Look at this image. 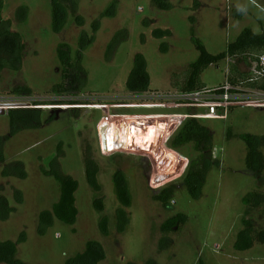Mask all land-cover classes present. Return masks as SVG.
<instances>
[{
    "label": "rangeland",
    "instance_id": "rangeland-1",
    "mask_svg": "<svg viewBox=\"0 0 264 264\" xmlns=\"http://www.w3.org/2000/svg\"><path fill=\"white\" fill-rule=\"evenodd\" d=\"M113 1L79 0L77 14L85 19V24L79 26L69 8L66 26L56 33L52 29L51 0H5L4 18L12 20L13 29L21 34L24 51L20 70L5 69L0 74V101L33 97L38 99L33 106L10 108L39 109L42 117L41 126L12 134L9 115H0V145L5 157L0 162V196L7 198L14 208L7 220L0 219V242L16 241L26 232V241L18 244L17 257L27 264H65L68 258L83 252L91 240L99 241L106 251V259L100 264H146L148 260L157 264H264V244L256 243L245 251L234 247L247 207L243 197L252 192L264 194V185H259L246 171L247 146L239 137L244 133L264 136V101L260 105L218 110L190 103L167 104L168 100L163 101L167 103L131 101L128 97L139 94L129 92L126 87L134 56L142 53L148 63L151 85L149 91L140 94H178L190 64L200 55L192 37L199 38L209 53L217 55L226 51L245 28L263 33L264 0H170L173 7L169 10L157 8L152 0H118L116 16L101 17ZM22 6H27L29 13L20 22L17 11ZM98 19L101 27L94 33L92 24ZM157 28L170 29L172 35L155 38L152 32ZM123 29L127 30L128 38L107 59L108 44ZM83 32L88 37L95 36L85 49L80 48ZM165 42L168 50L164 52L161 45ZM61 43L70 45L74 61L81 53L87 72L82 74L85 79L82 90L69 89L63 93L55 90L59 83L69 85L75 70H70L64 80L58 53ZM250 61L240 59L236 66L240 72L254 77ZM227 67L226 61L208 67L201 75L206 87L227 81L230 78ZM175 82H179L178 87L173 86ZM19 86L30 87L32 93L16 92ZM240 86L247 93L256 90L246 84ZM55 97L62 100L53 102ZM166 104L168 107L163 108ZM96 105L100 108L96 109ZM191 112L225 114L223 118L197 117L213 132V157L218 160V165L210 169L198 200L181 183L199 152L193 144L182 148L187 156L171 148L176 132L187 120L181 115ZM124 119L137 122L141 131L134 124L127 125L128 128H122V124L119 128L111 124L103 126L109 148H116L102 152L100 124ZM179 123L178 129L167 137L168 127ZM132 132L135 137H131ZM55 157L58 169L79 182L75 194L79 213L75 224L56 218L41 235L40 213L51 210L61 196V183L44 172L52 169ZM88 157L99 166V192L87 181ZM17 165L26 171V178L3 175L5 169L13 170ZM117 170L125 173L132 194V206L126 208L131 221L124 233L117 230L116 211L122 206L113 181ZM172 184L177 190L170 206L154 199L155 194ZM17 193L23 199L21 203L16 200ZM97 198L104 202L103 211L94 206ZM179 213L187 216L186 223L164 233L162 224ZM104 216L109 219L108 236L102 234L99 226ZM251 216L256 231L264 229V204L253 210Z\"/></svg>",
    "mask_w": 264,
    "mask_h": 264
},
{
    "label": "trees",
    "instance_id": "trees-1",
    "mask_svg": "<svg viewBox=\"0 0 264 264\" xmlns=\"http://www.w3.org/2000/svg\"><path fill=\"white\" fill-rule=\"evenodd\" d=\"M79 0H51L52 4V29L54 32H61L66 26L69 8L75 13V19L79 26L85 24V19L77 14ZM153 5L162 10L171 9L172 3L170 0H152ZM118 0H114L105 10L101 17H114L117 13ZM5 0H0V74L5 70H20L23 61L24 43L22 42L21 34L13 29L12 20L4 18ZM29 8L22 6L18 8L17 17L20 22L27 19ZM241 15L237 12V17ZM101 27L100 19L95 20L92 24L93 32L96 33ZM155 38L161 39L170 37L172 31L170 29H154L152 32ZM128 38L126 29L118 31L106 49L107 59H111L112 54L117 47ZM95 40V36L88 37L83 32L81 36V49H85L90 43ZM197 49L200 51L199 58L190 64L189 72L186 81L179 86L180 92H193L206 87L201 79L202 73L211 65H219L221 61H225L228 56H232L245 61H257V56L264 53V32L256 34L251 28H245L235 41L229 43L226 51L217 55L209 53L199 38L193 36ZM167 43L161 45L162 51H167ZM59 58L64 67V80L68 78L69 71L74 70L70 84L59 83L55 86V90L59 93L67 92L69 89L82 90L85 85V79L82 74L86 75V70L82 66V56L78 52L76 61L72 59L71 47L67 43H61L58 47ZM250 61V62H251ZM237 64L230 65V78L232 84H246L250 88L264 90V79L251 81V78L244 72H240ZM242 77L241 80L239 77ZM77 83V85H74ZM151 76L148 71V63L146 57L142 53H137L134 56L133 67L126 81V87L129 92L143 93L150 90ZM179 82L173 84L178 87ZM16 92L32 93V89L28 86H19ZM190 114H195L191 112ZM12 125V134L26 128H34L41 126L42 110L35 108L27 109H11L8 112ZM11 134V135H12ZM9 135V136H11ZM228 136L232 133L229 131ZM247 146L246 168L247 172L254 176L259 185H264V136L244 133L239 135ZM213 132L206 125L202 124L198 118L190 117L176 132L171 148L187 156L182 148L189 144L194 145V149L199 152L198 158L192 159L187 172L183 178L181 186L186 188L194 199H200L203 195V188L207 181V176L213 165H218V160L213 157ZM62 149H59V153ZM5 157L0 145V162H4ZM51 170H44L45 174L53 175L61 183V196L51 210H44L39 215L38 233L44 235L47 230L54 224L55 219H59L67 224H75L78 216V208L76 206V192L79 189V182L72 176L64 175L57 167V157L52 161ZM55 165V166H54ZM16 168L5 169L4 176L15 175L20 178H26V171L20 166ZM19 169L17 172L16 169ZM86 177L89 185L95 190L100 191L101 185L98 180L99 166L95 160L88 157L85 161ZM115 191L121 203V207L116 211L117 230L124 233L131 218L126 208L132 206V194L129 187L128 179L124 172L117 170L113 176ZM177 186L172 184L163 188L159 193L154 195V199L161 202L164 206H170L171 201L175 197ZM16 200L22 202L23 199L19 193L16 194ZM243 203L247 206L245 214L241 219L243 228L237 233V240L234 244L238 251L249 250L256 243L264 244V229L256 231V224L251 216V212L264 204V194L260 192H252L243 197ZM94 206L98 211L104 210V202L101 198L94 201ZM14 208L9 205L7 198L0 196V219L5 221L10 217ZM187 216L182 213L176 214L168 218L161 226L164 233L171 232L175 228L186 223ZM100 230L103 235L108 236L109 219L104 216L100 223ZM26 232H22L18 240H7L0 242V263L4 264H27L17 257L18 244L26 241ZM106 259V251L99 241L91 240L86 244L83 252L70 257L65 264H100ZM134 264V263H130ZM146 264H157L154 260H148Z\"/></svg>",
    "mask_w": 264,
    "mask_h": 264
},
{
    "label": "built area",
    "instance_id": "built-area-1",
    "mask_svg": "<svg viewBox=\"0 0 264 264\" xmlns=\"http://www.w3.org/2000/svg\"><path fill=\"white\" fill-rule=\"evenodd\" d=\"M257 61H251L253 63V66L251 68V71H253L255 73V76L253 78H251V81L253 80H258V79H264V53L257 56ZM238 59L232 56H228L226 58V63H227V72H230V65L231 64H237ZM240 85H244L243 83L240 84H232L229 79L227 81H225L224 83H222L221 85L215 86V87H205L203 89L200 90H196L193 92H179L178 94H175L173 96H162L159 94H140L137 93L139 95H135L132 96L131 98H129V100L132 101L133 100H153V101H160L161 103H167V102H163L165 100H168L167 104H188L190 103V105L193 106H208L206 108L209 107H215L218 110H226L227 108H229V106H236V105H248V104H262V102L260 101H264V90L261 89H254L252 91V93H247L246 90H244L243 88H241ZM132 93V92H131ZM127 99V98H126ZM38 100V99H37ZM37 100L33 99V97H26V96H19V97H15L12 98L10 100H3L4 102L0 101V109L4 110L5 113L8 114L9 110H11V108L14 107H19V106H27L28 105H32L33 106V102H36ZM62 98H56L53 99V102L55 101H61ZM121 101V100H120ZM171 102V103H170ZM167 104L165 106H162L163 108H165L167 106ZM12 105V107H11ZM11 107V108H10ZM13 107V108H14ZM96 109H99L100 106L96 105L94 106ZM168 107V106H167ZM136 116V115H135ZM133 116V117H135ZM143 116V115H140ZM153 116V115H152ZM156 116L158 117L159 115L156 114ZM166 117H180V115L178 114H165ZM182 117H204V118H212V117H218V118H223L225 117V114H219V115H215V114H206V115H201V114H185V115H181ZM132 117V116H131ZM182 122V121H181ZM180 122V123H181ZM179 124H172V126H169L168 128V135L167 137H169L172 133L175 132V130L178 129V127L180 126ZM107 124H111L114 125V127H118L119 128V124H122V128H128V126L134 124V128H138L140 131L142 129L141 125H139L137 122L133 121V120H117L115 122H109L108 120L102 122L100 124L101 129L99 130V133L101 135V140H102V152H104V150H106V152H111L113 150H111L108 146V143L106 142V138L103 136L102 130H103V126L107 125ZM132 136L131 137H135V132H132ZM122 147V146H120ZM125 147V146H124ZM156 176L153 175V179H155ZM153 183V180H152Z\"/></svg>",
    "mask_w": 264,
    "mask_h": 264
},
{
    "label": "water",
    "instance_id": "water-1",
    "mask_svg": "<svg viewBox=\"0 0 264 264\" xmlns=\"http://www.w3.org/2000/svg\"><path fill=\"white\" fill-rule=\"evenodd\" d=\"M2 114H5V111L0 109V115ZM174 160H176L175 162L177 163L179 159L175 158V157H172ZM183 162V161H182ZM161 172V171H160ZM161 175H162V172H161ZM165 177H163L161 180H164Z\"/></svg>",
    "mask_w": 264,
    "mask_h": 264
},
{
    "label": "crops",
    "instance_id": "crops-1",
    "mask_svg": "<svg viewBox=\"0 0 264 264\" xmlns=\"http://www.w3.org/2000/svg\"><path fill=\"white\" fill-rule=\"evenodd\" d=\"M248 105H249V104H248ZM250 105H252V104H250ZM256 105H257V104H256ZM258 105H259V104H258ZM173 151H174L175 153L177 152V151H176V150H174V149H173Z\"/></svg>",
    "mask_w": 264,
    "mask_h": 264
}]
</instances>
